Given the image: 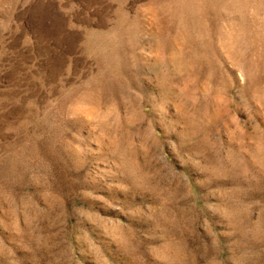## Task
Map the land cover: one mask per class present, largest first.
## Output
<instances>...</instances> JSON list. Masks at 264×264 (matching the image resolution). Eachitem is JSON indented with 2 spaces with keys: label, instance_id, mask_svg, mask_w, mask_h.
<instances>
[{
  "label": "rangeland",
  "instance_id": "rangeland-1",
  "mask_svg": "<svg viewBox=\"0 0 264 264\" xmlns=\"http://www.w3.org/2000/svg\"><path fill=\"white\" fill-rule=\"evenodd\" d=\"M0 264H264V0H0Z\"/></svg>",
  "mask_w": 264,
  "mask_h": 264
}]
</instances>
